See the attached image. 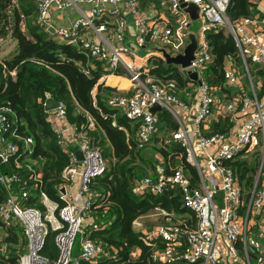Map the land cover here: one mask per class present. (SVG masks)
Returning <instances> with one entry per match:
<instances>
[{
  "label": "built area",
  "instance_id": "built-area-1",
  "mask_svg": "<svg viewBox=\"0 0 264 264\" xmlns=\"http://www.w3.org/2000/svg\"><path fill=\"white\" fill-rule=\"evenodd\" d=\"M158 1L168 13L157 11L155 6L151 10L141 9V0H35V4L37 20L45 28H52L54 38L75 45L87 57L85 70L100 69L92 94L96 93L98 84L116 87L108 94L107 103L139 122L138 147L148 143L157 129L158 116L150 111L154 103L167 109L179 124L166 141L179 142L184 147L186 161L197 170V182L192 184L190 176L180 166L171 167L169 174L160 166L157 177L144 176L136 181L135 191L157 194L167 182L175 183L182 191L184 206L194 212L196 222L193 227L174 223L170 213L161 207L136 218L134 226L148 242L158 237L165 241L164 248L156 249L152 259L176 258L185 264H264V91L259 95L262 77L255 75L258 80L254 84L246 62L249 59L264 68V38L260 36L258 16L231 19L226 13L229 0ZM189 3L198 7L197 47L191 64L186 68L178 65V68L186 73L189 69L195 70L201 79L200 84L189 83L199 99L190 127L183 121L184 115L180 116L174 109L175 106L189 109V104L176 93V81L173 78L158 80L150 73L149 56H160V53L133 51V47L142 49L157 44L172 55L183 52L193 22L185 10ZM15 6H18L17 0H11L7 12ZM66 8L77 13L71 24L55 22V16H67ZM20 25L24 29L23 14ZM219 29L233 36L246 68L249 88L242 82L238 67L229 59L225 62L223 76L226 85L234 91L227 101L217 103L212 90L218 86L207 82L204 68L213 58L207 32ZM12 39V28L7 27L0 44ZM1 72L3 76L15 75V69L4 63ZM124 74L129 81L128 88L110 82L112 76ZM49 112L71 128V135L62 136L53 126L58 142L70 155L69 164L62 169L63 181L58 189L62 202L40 189L41 206L28 205L26 200L30 193L21 184L18 169L10 173L0 169V182L6 191V197L0 200V222L4 225L19 223L23 229L26 249L19 255L18 264H79L81 258L95 261L102 251L99 243L81 237L79 255L74 254V245L96 197L89 182L105 172L107 160L100 149L91 144L86 132L67 121L61 103ZM11 114L8 106L0 107V163L8 162L14 155L17 162L19 152H30L32 138L11 128L8 118ZM220 115L229 118V127L224 131L211 130V123ZM88 120L89 126H93L92 116L88 115ZM72 144L77 146L71 149ZM76 148L82 151L80 163L75 156ZM255 151L259 154L257 170L251 189L245 190L227 162L239 153L246 156ZM37 177L39 174L34 175V179ZM75 178L79 179L73 189ZM145 217L163 218V221L149 228L144 225ZM51 232L57 250L55 257L43 252ZM7 248V241L0 235V250L7 251ZM134 251L131 255H135Z\"/></svg>",
  "mask_w": 264,
  "mask_h": 264
},
{
  "label": "trees",
  "instance_id": "trees-1",
  "mask_svg": "<svg viewBox=\"0 0 264 264\" xmlns=\"http://www.w3.org/2000/svg\"><path fill=\"white\" fill-rule=\"evenodd\" d=\"M17 2L18 6L8 13L11 0H0V37H4L7 27H11L15 40L13 55L0 60V107L11 108L12 114L8 116L11 128L31 137L32 142L30 152H19L17 162L16 156H11L8 162L0 163V169L9 173L18 169L21 184L30 193L26 200L28 205L41 206L40 189L62 202L58 189L63 181L62 169L69 164L70 155L58 142L48 113L44 111V100L47 95H52L62 104L67 121L86 132L91 144L108 159L105 172L89 182L96 197L87 216L90 221L84 220V227L74 245V254L79 255L81 237H89L102 246V251L95 261L81 258L79 264H185L176 258L153 260L154 251L164 248L165 241L158 237L148 242L133 223L139 216L161 207L170 213L174 223L188 227L195 225L194 212L184 206L182 191L175 183L167 182L162 192L157 194L145 191L139 195L135 191L136 181L144 176L157 177L160 166L165 168L166 174L171 173V167L180 166L190 176L192 184L197 182V170L186 161L184 147L179 142L165 139L178 129V122L167 109L161 108L156 112L159 120L156 131L148 143L138 147L136 131L139 122L107 103V96L114 88L98 84L96 93L92 94L100 69L89 68L86 71L87 57L75 45L57 41L53 33L37 20L35 0ZM257 11L255 0H229L226 9L231 19L254 17ZM21 14L25 19L24 29L20 25ZM206 36L213 58L204 68V76L209 84L218 86L220 94L230 97L231 88L224 84L225 62L230 59L238 68L241 67L247 78L244 62L228 31L209 30ZM246 62L251 76L259 74L262 77L261 95L264 91V68L249 59ZM3 63L15 69L14 76H3ZM149 64L150 73L156 79L165 81L173 78L176 81L177 95L186 99L184 91L188 87L193 94L189 83L195 80L177 65L167 64L155 54L149 56ZM88 115L94 120L93 126H89ZM229 125V118L220 116L211 123L210 129L224 131ZM18 141L22 144L21 139ZM148 145L149 150H145ZM246 156L239 153L227 163L234 169L241 186L249 190L259 154L255 151ZM35 174H39L38 180L34 179ZM5 197L6 191L0 182V200ZM0 235L8 243L7 251L0 250V263L18 264L19 255L26 249L21 225L0 222ZM53 236V232L48 234L43 252L55 257L57 250ZM136 248L139 252L131 255Z\"/></svg>",
  "mask_w": 264,
  "mask_h": 264
},
{
  "label": "crops",
  "instance_id": "crops-1",
  "mask_svg": "<svg viewBox=\"0 0 264 264\" xmlns=\"http://www.w3.org/2000/svg\"><path fill=\"white\" fill-rule=\"evenodd\" d=\"M255 2H256V7L258 9L256 15L258 16V22H259V24H257V25H258V28L261 30L260 31V36L262 38H264V0H255ZM140 5H141V9L151 10V8L155 6L156 8H154V9H156L157 11L160 10V11H165L166 13H168L167 9H165V8H163V7L160 6L158 0H141ZM72 11H73L72 9H69V11L66 12L67 13V16L64 17V18H67V22H69L66 25H70L71 22H72V20L74 19V17L71 18V19H69V13H71ZM62 16H61V18H58V17L55 16V22L63 23V21H61L62 20ZM56 18L58 20H56ZM24 22H25V19H24ZM63 24H65V23H63ZM197 29H198V27H197ZM12 40H10V41H12ZM5 43L0 44V54L3 55V56H0V59H6L8 56L13 55V53L15 51V46H14V48H12L10 50L11 52L8 51V53H4V50H8V49H5V47H4ZM257 75H259V74H257ZM114 77H116V78H115V81L113 82V84L114 83H117L123 89L128 88L129 82H127L124 79V77H122V76H114ZM114 88H116V87H114ZM233 89L234 88H231L229 90L230 91L229 92L230 95H231V92L234 91ZM218 91H219V89H218ZM184 93H185V98H186L185 101L189 104V109L186 111L185 109L181 108L180 106H175L174 109L177 108V112H178V110H179V112H183L182 115H184V117H185L184 121H187L186 122V126L190 127L191 126L192 116H193L195 110L199 107V99H198L197 95H195L194 92L192 94V92L189 89V87L185 89ZM222 95L223 96H226L225 93H223ZM229 98L230 97H225L224 98V101H227ZM47 113H48V120L52 123V125L54 126V128H56V130H59L61 132L60 134L62 136H69V135H71V128L65 123L64 120H62L61 118L55 117L54 114L51 113V112H47ZM179 115L181 116V114H179ZM220 116H222V115H220ZM220 116H218V119H219ZM170 137H171V135H167L165 139H168ZM170 142H175V141H170ZM72 146L73 147L74 146H77V144H75V145L72 144ZM78 179L79 178H75V180H74L75 184L73 185V189H74V186H76ZM147 219L148 220H151V222L150 223H146V220ZM143 220H144V225L146 227H149L150 228L151 226H154V225L162 222L163 221V218L151 219V218L145 217V218H143ZM135 229H136V227H135ZM1 235L3 236L4 233L2 232ZM134 252H136L135 254H137L139 252L138 248H136Z\"/></svg>",
  "mask_w": 264,
  "mask_h": 264
},
{
  "label": "water",
  "instance_id": "water-1",
  "mask_svg": "<svg viewBox=\"0 0 264 264\" xmlns=\"http://www.w3.org/2000/svg\"><path fill=\"white\" fill-rule=\"evenodd\" d=\"M185 10L189 13L193 22L190 24V27L188 29L187 34L189 37V42L185 46L183 52L178 53L176 55H172L169 52H167L166 49L163 48L162 46H159L157 44H151L150 46L145 48V51L143 52V54L150 52V51L159 52L160 56L164 58V61L167 64H174L177 66L179 65L182 68H186L191 64V61L194 58V52L197 47V35H196L197 25L195 21L198 20V7L194 3H189L187 6H185ZM49 30L53 32L52 28H49ZM187 73L190 76V78H192L199 84L201 83V79L197 71L189 69L187 70ZM43 105H44V111L49 112L51 110H55L60 105V102L56 98H54L52 95H48L46 96ZM161 108L162 107L159 104L154 103L150 107V111L157 112ZM74 152H75L76 158L79 160V163H80V160L82 159V151L79 148H76ZM0 161H1V157H0Z\"/></svg>",
  "mask_w": 264,
  "mask_h": 264
},
{
  "label": "rangeland",
  "instance_id": "rangeland-1",
  "mask_svg": "<svg viewBox=\"0 0 264 264\" xmlns=\"http://www.w3.org/2000/svg\"><path fill=\"white\" fill-rule=\"evenodd\" d=\"M69 11V8H66L65 9V11H64V14H65V12H68ZM77 16V13L75 12V11H72L71 13H69V19H71V18H73V17H76ZM56 20H58L57 18H56ZM61 21H63V23H65V24H68L69 22H67V18H64L63 16H62V20ZM195 23H196V25H197V27H198V25H199V21L197 20V21H195ZM132 40H133V38H131ZM14 46H15V40H12V41H7L6 43H5V45H4V47H5V49H8V50H4V53H8V51H10L12 48H14ZM133 51L134 52H138L139 54H143V52L145 51V48H138V47H133ZM11 52V51H10ZM0 56H3L2 54H0ZM11 56V55H10ZM10 56H8V57H10ZM7 57V58H8ZM243 72V70L241 69V67H239L238 68V73L240 74V78H241V80H242V82H244V84L246 85V87H248L249 88V83L246 81V77H245V72L244 73H242ZM122 77H124V79H126V81L127 82H129L128 81V78H126L127 76L124 74V75H122ZM206 79V78H205ZM207 80V79H206ZM257 77H255V75L253 76V78H252V82L255 84L256 82H257ZM208 82V81H207ZM209 83V82H208ZM224 84L226 85V83L224 82ZM211 85V84H210ZM191 88L193 89V92H195L194 91V87L193 86H191ZM213 92H214V95H215V100H216V102L217 103H220V102H223L224 101V98H225V96H223L222 94H220L219 92H218V89L216 90H214V88H213V90H212ZM190 94V93H189ZM195 95H196V93H195ZM182 99H183V97H182ZM185 100V99H184ZM175 111L177 112V108H175ZM177 114H183V112H179V110H178V112H177ZM184 121V120H183ZM185 122H187V121H185ZM145 150H149V145L146 147V148H144ZM247 157V156H246ZM106 160H107V164H108V159L106 158ZM153 218V217H152ZM85 221H87V222H89L90 220H89V217H86L85 219H84ZM151 222V220H146V223H150Z\"/></svg>",
  "mask_w": 264,
  "mask_h": 264
},
{
  "label": "bare ground",
  "instance_id": "bare-ground-1",
  "mask_svg": "<svg viewBox=\"0 0 264 264\" xmlns=\"http://www.w3.org/2000/svg\"><path fill=\"white\" fill-rule=\"evenodd\" d=\"M115 78H116V77L112 76L110 82L113 83V82L115 81ZM125 80H126V79H125Z\"/></svg>",
  "mask_w": 264,
  "mask_h": 264
}]
</instances>
